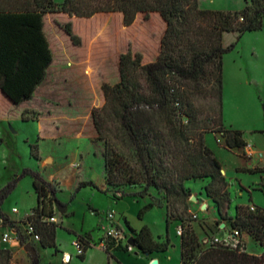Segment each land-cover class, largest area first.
<instances>
[{
    "label": "trees",
    "instance_id": "obj_1",
    "mask_svg": "<svg viewBox=\"0 0 264 264\" xmlns=\"http://www.w3.org/2000/svg\"><path fill=\"white\" fill-rule=\"evenodd\" d=\"M245 1L242 10L221 11L203 9L200 0H0V93L16 107L34 97L54 64L45 31L47 14L90 19L98 14L120 13L126 27L132 26L140 14L146 19L151 14L163 18L167 27L157 60L144 64L142 54L129 50L120 56V80L101 85L105 103L93 109L92 120L96 140L103 143L97 148L104 161L105 183L98 187L79 180L76 192L85 187L104 194L127 185L153 187L166 193L168 222L183 224L174 207L176 202L186 204L192 196L185 183L209 179L205 190L216 204V223L229 221L232 232L240 233V242L236 248L210 244L204 248L193 227L183 224L181 264H264V209L238 206L235 216L230 215L225 171L205 140L209 133L219 134L226 149L237 151L246 162L252 160L244 132L226 128L223 115V60L231 50L224 46V37L228 33L241 37L264 29V0ZM62 27L74 45L81 44L71 22ZM204 90L215 100L208 118L203 117L195 102L196 95ZM29 114L23 112L21 119L34 120ZM30 148L31 156L41 160L38 144ZM239 171L262 172L264 168L243 167ZM25 176L34 180L38 204L31 216L16 223L20 244L39 243L43 248L56 249L59 225L44 219L55 216L56 209L65 214L67 206L57 197L58 189L38 171L25 169L21 177L16 176L1 190L0 216L6 222L11 220L1 212V205ZM111 195L116 200L129 196ZM152 207L153 204L145 206L140 216ZM206 209L209 211L208 206ZM28 223L40 236L39 242L25 235ZM126 224L141 252H165L170 248V239L159 242L148 227L137 232L127 221ZM224 232L229 230L225 228ZM89 237L90 234L78 236L85 252L92 247ZM251 238L263 248L262 254L254 255L245 249ZM105 250L112 256V250L127 248L109 241ZM80 257L84 259L85 254ZM12 260L11 249L0 248V264H12ZM32 264H42L38 253L32 257Z\"/></svg>",
    "mask_w": 264,
    "mask_h": 264
},
{
    "label": "rangeland",
    "instance_id": "obj_2",
    "mask_svg": "<svg viewBox=\"0 0 264 264\" xmlns=\"http://www.w3.org/2000/svg\"><path fill=\"white\" fill-rule=\"evenodd\" d=\"M55 1L62 3L65 0ZM200 4L203 9L208 10L239 11L246 6V1L200 0ZM70 22L73 24L74 33L81 39L79 45H74L62 27ZM166 27L165 21L159 14H151L149 19L140 14L136 22L130 27L124 25L123 15L120 13H103L90 19L71 18L62 13H51L45 17V31L55 57V67L72 65L73 60L79 65L77 69L86 67L87 74L93 77L96 94L92 92L91 95L86 90L88 92L83 95L84 102L86 100L84 104L87 107L89 104L90 108L93 106V109L100 108L105 103L100 84L102 82L116 84L120 80V56L122 54L129 50H132L134 54L140 53L143 55L144 64L157 60L161 52V43ZM224 46L231 48L223 60L224 125L228 129L243 131L245 138H248L254 150H264V29L260 32L246 33L241 37L236 33H228L224 37ZM49 79L50 83L55 84L59 77H52L51 75ZM60 79L63 86L66 87L69 84L67 76ZM64 80L67 82L64 83ZM77 82L87 84L82 79H78ZM75 95L80 99L78 93ZM73 98L74 95L69 93L68 101L70 103L75 100ZM195 100L197 107L203 111V117L208 118L212 113L215 100L209 97L207 90L196 95ZM56 101V103L53 102L56 113L44 118V126L49 130H54L52 125L49 127L54 121L60 123L61 126L66 122L63 130L67 135L57 142L52 140L44 142L41 150L42 156L44 158L53 156L56 160L53 174H60L64 180L58 197L60 202L67 206V213H75L69 219L74 224V229L80 232L82 228H89L98 234L101 231L97 229L96 224L98 223L96 221L102 217L107 218L111 211L108 208L109 202L110 200L114 201V198L93 187H85L76 192V187L71 188L68 181L74 179L75 175L77 176L79 173L78 175L85 181L93 182L98 187L104 184L102 183L103 159L97 148L103 143L96 140V130V138H92V142L88 133H79L81 129L85 132H88L89 129L83 107L59 105L58 100ZM89 107L87 116L93 111L92 109L90 112ZM10 114L12 115L6 117L5 111L2 110V116L5 119L0 121V192L16 176L21 177L25 169H33L43 176L51 173L42 172L40 162L30 154L31 148L27 142V136L34 137L36 126L24 122L21 117L17 116L16 110L15 112L11 110ZM30 117L33 118L32 115ZM74 118L81 120V126L74 122ZM90 121L93 124L91 117ZM36 138L37 136L35 140ZM205 140L206 145L223 165L226 181L229 184L227 190L231 201L230 215L235 216L238 206H256L264 209V171H239L243 167L249 169L250 162L240 158L237 152L226 149L220 135L209 133L205 136ZM254 153L256 152L254 151ZM46 163L50 165L51 161ZM261 164H264V158ZM209 182V179L186 182L185 188L192 196L186 204L182 201L176 202L174 207L178 215L183 218L185 227L190 225L196 231L204 248L209 247V244L215 239L223 238L226 234L225 228L229 230L228 233L233 231L230 222L227 220L222 225L216 223V219H219L216 216L214 218L213 207H216V204L207 196L205 190ZM109 192L118 195L128 194L129 196L126 198L135 199H142L141 195L145 193L144 198L147 201L141 200V208H136V214L146 203L153 204L154 209L142 214V216L147 215L145 225L156 240H158V236L166 235L167 223L164 218L166 211L164 208L167 201L165 191H159L153 187L147 189L146 187H129L127 185L119 189L111 188ZM194 199L197 200L194 201ZM36 202L31 176H25L18 181L16 188L3 201L1 212L12 219H20L34 208L30 209ZM207 206L211 212L207 211L205 208ZM13 208H18L20 214H12ZM131 220L135 222L133 217ZM177 222L178 225H183L181 221ZM160 230L164 231L159 233ZM176 236L181 238L178 233ZM29 244L34 246L36 243ZM18 245L16 242L3 243L0 237V248L11 249L12 264H26L25 255H31L25 251V246L21 247L26 254L17 260L14 259V249L12 248ZM245 249L254 255H260L263 252V248L252 238L245 245ZM174 253L178 264H180L179 252L174 251L172 255ZM41 263L55 264L49 254H45L41 258Z\"/></svg>",
    "mask_w": 264,
    "mask_h": 264
},
{
    "label": "crops",
    "instance_id": "obj_3",
    "mask_svg": "<svg viewBox=\"0 0 264 264\" xmlns=\"http://www.w3.org/2000/svg\"><path fill=\"white\" fill-rule=\"evenodd\" d=\"M78 66H79L78 63H75L73 60H72V65H69V66L55 67V64H53L52 67L47 72V77L45 81L36 90L34 97L29 101L21 103L17 107L13 106L4 97V95L0 93V121H3L5 119L2 116V110L5 111L6 117L12 115L10 114L11 110L12 112H15L16 110L18 117H21L22 113L25 111H29L30 113L29 115L30 116L32 115L33 117H35L34 120H30L28 122L36 126V133L34 137L32 138L27 136L28 141L27 140L26 141L29 143V146L34 145V143L38 144L40 156H41V160H39L41 170L44 173L51 172L48 175L44 174V177L48 182L52 183L58 189L59 192H61V186L64 180H62V177L60 174H56V173L53 174V169H54V166L56 165V160L53 156L44 158L41 152L42 145L44 142L48 140L57 142L59 140H62L63 137L67 135V133H64V130H63V126H65L66 122L63 123V125L61 126L60 123H55V121L53 120L54 122L50 124L49 127L52 125V127L55 128L54 130H49L47 129V127L44 126V122H45L44 118L48 115H54L56 113L55 107H54L55 103L57 102L56 100H58L59 105L66 104L69 107L79 105L80 107H83V109L86 112L85 117L88 119L89 129H88V132H85L84 130L81 129L79 133L80 134L88 133V137L90 141L92 138H96L94 124H91V121H90V117L92 119L91 111L93 109V106H91L90 108L89 107L90 105L88 104V107L91 113L89 114V116H87L88 107L84 104L86 103V100L84 102V97H83L85 92H88V91L91 95H92V92H95L96 94L94 80H93V77L90 76V74H87L86 67L77 69ZM51 75L52 77H59V80H57L55 84L54 83L52 84L49 82L50 81L49 78L51 77ZM65 76L69 78L68 79L69 84L66 85V87L65 85L63 86V83L61 82V79H60ZM78 79H82V81L85 80L87 84L85 85L83 84L84 82L83 83L77 82ZM65 82H67V80H64V83ZM103 83L104 82H102V84ZM102 84H100V88ZM69 93L74 95L73 99L75 100H73V103H70L68 101ZM77 93L79 94L80 99H78V96L76 97L75 94ZM73 120L76 124L81 126L82 124L81 120L79 119L77 120L75 118ZM216 135H219V134H216ZM36 136L37 138L35 140ZM246 141L249 144L247 148V153L252 158V160L249 163V169L264 168V164H261L262 159L264 158V150L256 151L251 146L247 137H246ZM254 151L256 153H254ZM234 152H237V151L234 150ZM48 161H51L50 165L46 163ZM103 167H104V161H103ZM78 174L77 176L75 175L74 179H71L70 181H68L71 188L76 187L78 185L79 180L85 181ZM31 179L34 183V180L32 177ZM102 183H105L104 174H103ZM33 192L37 199V202L36 204L32 205L30 209L33 207H36L38 204V198H37L36 191L34 189V185H33ZM109 195H111V193H109ZM58 196H59V193L57 194V197ZM113 200L114 201L110 200L109 202L110 204L108 208L111 211L115 212L116 222L126 230L127 234L130 235V237L132 236L134 237V235L131 232V230L128 228L126 221L129 223L130 227L137 232L142 230L144 227H147V225H145V220H146L147 215L140 216V211L150 203H146L145 206L141 210H139L138 214H136L137 212L135 211L136 208L138 209L141 208L140 206L141 200L147 201L145 198L135 199L132 197H128L123 200H116V199H113ZM154 208L152 207L150 210ZM213 208H214V214H215L214 218L215 216L218 217L216 207H213ZM164 209L166 210L165 216H164L166 223H167L166 235L158 236L157 241L163 242V241H166L167 239L171 240L172 245L165 252L143 253L137 247H135L134 252H129L127 250H112L111 251L112 256H109V254L106 252L102 244L106 231L107 229H109L110 222L107 221V219L102 217L100 220L96 221L98 223L96 224V227L99 231H101V232H98V234L94 233V230H91L89 228H82L80 232H77L74 229V224H72V222L69 221L70 216H73L75 213L70 214L66 212L65 214H63L58 209H56L55 211V217L57 218V224L59 225L57 229V239H56L57 248L56 249L55 248L54 249L53 248H43L41 244L39 243H36L35 247L38 251L40 258H42L45 254H49L53 262H55V264H152L155 261H157L158 264H178L177 258L175 257V253L174 255H172L174 251L179 252L180 264H181V238L177 237L176 233L178 232L180 228H182V225L181 224L178 225V222L169 223L168 215H167L168 214L167 206H165ZM208 212H211L210 208ZM12 214L11 216L14 217V215ZM120 215L122 218L119 217ZM131 217L135 219V222H132ZM163 231L164 230H160L159 233ZM75 232L78 233L79 235L76 234ZM1 234H2V231L0 230V237H1ZM86 234H90L89 238H90L92 247L87 250L85 254V258L82 259L78 255L77 249L74 243L76 240L79 239V238L77 239L78 236L80 235L82 236ZM12 249H14V259L16 260L17 258H20L21 256L26 254L25 251H23L20 244L18 246H14ZM25 256H26L25 258L26 264H32V257L29 255H25Z\"/></svg>",
    "mask_w": 264,
    "mask_h": 264
},
{
    "label": "built area",
    "instance_id": "obj_4",
    "mask_svg": "<svg viewBox=\"0 0 264 264\" xmlns=\"http://www.w3.org/2000/svg\"><path fill=\"white\" fill-rule=\"evenodd\" d=\"M255 207H252L254 210ZM13 214H20V210L18 208H13ZM32 212L30 211L28 214L23 216L20 219H12L9 222L0 216V230L2 231L1 239L3 243L9 244L11 242H16L20 244L19 234L16 229V223H21L22 220L24 221L27 217L31 216ZM107 221L110 222L109 229H107L105 237L102 241L104 248L107 246L109 241L114 242L116 246L122 245L123 247L127 248V251L134 252L135 247L129 244L130 235L127 234L126 230L121 227L116 222V214L114 211H111L107 215ZM45 222H51L57 224V218L55 216L44 219ZM24 233L27 237L30 238L32 242H39L40 236L35 232L34 226L30 223L24 226ZM178 235H182L183 229L180 228L178 230ZM240 242V233L238 231H234L231 233H226L223 238L215 239L210 243V245H222L225 247H232L236 248ZM77 253L79 256L86 254L84 251V246L80 242V240H76L74 243Z\"/></svg>",
    "mask_w": 264,
    "mask_h": 264
},
{
    "label": "water",
    "instance_id": "obj_5",
    "mask_svg": "<svg viewBox=\"0 0 264 264\" xmlns=\"http://www.w3.org/2000/svg\"><path fill=\"white\" fill-rule=\"evenodd\" d=\"M195 200H197V199H195ZM205 208H207V207H205ZM223 226H225V225H223ZM129 244H131L132 246L136 247V241H135V238H134L133 236L130 238V240H129ZM24 249H25V251L28 252L32 257L35 258V257L37 256L38 251H37V249H36L34 246H32L31 244L26 245V246L24 247ZM152 264H158V262L155 261V262H153Z\"/></svg>",
    "mask_w": 264,
    "mask_h": 264
}]
</instances>
